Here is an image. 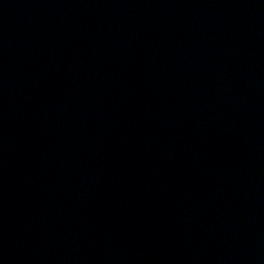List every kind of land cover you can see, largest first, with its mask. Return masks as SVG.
Returning a JSON list of instances; mask_svg holds the SVG:
<instances>
[{
    "label": "water",
    "instance_id": "obj_1",
    "mask_svg": "<svg viewBox=\"0 0 264 264\" xmlns=\"http://www.w3.org/2000/svg\"><path fill=\"white\" fill-rule=\"evenodd\" d=\"M0 264H264V0H0Z\"/></svg>",
    "mask_w": 264,
    "mask_h": 264
}]
</instances>
